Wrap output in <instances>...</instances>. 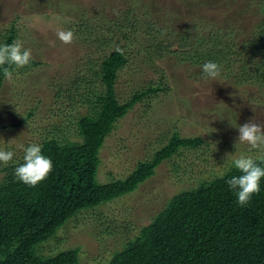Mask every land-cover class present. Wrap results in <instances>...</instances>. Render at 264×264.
<instances>
[{"label":"rangeland","instance_id":"obj_1","mask_svg":"<svg viewBox=\"0 0 264 264\" xmlns=\"http://www.w3.org/2000/svg\"><path fill=\"white\" fill-rule=\"evenodd\" d=\"M35 1L0 0V41L2 28L9 29L14 18L18 20L17 27H21L24 19L33 27L28 34L22 31L19 39L31 49L34 62L15 69L12 80L5 77L0 90V150L14 152L9 164L23 161L24 148L32 143L42 145L45 138L82 141L77 120L94 100H87L86 88L98 87V92L104 89L102 80L94 74L100 68L99 55L111 50L99 48L101 38L97 35L102 37L116 30V21L117 25L135 22L140 34L149 23L148 12L151 19L160 20L167 27L160 39L165 50L171 43V53L160 50L136 70H132L134 66H126L119 73L116 95L125 103L133 93L145 92L150 83L160 81L169 90L162 87L154 94L142 96L118 119L100 151L97 180L108 183L126 178L141 159L151 158L152 152L166 144L176 131L187 136L199 133L208 142L199 150L207 152V156L184 153V163L191 164L187 172L173 169L169 163L162 164L155 176L133 192L69 220L42 245V254L54 255L64 248L79 247L81 264H107L112 254L132 239L129 236H136L170 196L196 185L198 179L208 180L216 173L232 169L233 161L241 153L254 159L264 156L259 151H250L246 144L237 143L238 125L251 119L264 123V92L249 83L233 86L230 78L221 75L216 80H196L197 68L181 61L180 52L189 51V57L198 43L193 41L192 48H180L176 42L184 25L192 34L195 30L208 35L220 31L235 40L243 36L254 39L258 13L255 9L260 0ZM100 9L103 12L98 14ZM122 9L134 10L132 19L122 18V14L126 15ZM110 15L111 22L107 19ZM60 30H72L73 43L61 42L57 37ZM29 36L33 38L30 42ZM148 45L146 40L142 54L151 50ZM251 55L248 59L253 61ZM89 61L91 65H87ZM88 79L93 80L89 85ZM71 90L74 92L70 93ZM70 95L75 109L69 105ZM3 166L0 163V168ZM4 177L5 171L0 170V181Z\"/></svg>","mask_w":264,"mask_h":264},{"label":"trees","instance_id":"obj_2","mask_svg":"<svg viewBox=\"0 0 264 264\" xmlns=\"http://www.w3.org/2000/svg\"><path fill=\"white\" fill-rule=\"evenodd\" d=\"M255 10L258 13L254 39L243 36L235 40L220 31H211L208 35L195 30L192 34L184 25L176 42L180 48L191 47L193 41L198 43L189 57V51L180 52L181 61L197 68L194 71L196 80L208 79L202 73V65L214 61L222 66L221 78H230L233 86L249 83L264 92V0L258 1ZM120 11L126 13L125 17L121 15L122 18L132 19L134 10ZM102 12L98 11V14ZM150 13L146 16L149 23L140 34L135 22L117 25L116 21V30H110L102 37L97 35L101 38L99 48H111L107 54L99 55L100 68L94 74L102 80L104 89L98 92V87L86 88L87 100H94L89 110L77 120L82 141L43 139L42 153L53 163V171L48 177L32 187L14 175L15 167L24 161L0 168L5 171V177L0 181V264H81L79 247L44 255L42 245L78 214L136 190L141 183L155 176L162 164L169 163L173 169L187 172L191 164L184 163V153H196L203 145H208L199 133L187 136L176 131L166 144L152 152L151 158L141 159L126 178L108 183L97 180L100 151L118 119L125 116L142 96L154 94L162 87L169 90L160 81L150 83L145 92L133 93L125 103H121L116 95L119 73L126 66H134L132 70H136L160 50L171 53V43L165 50L160 39L167 27L160 20L151 19ZM110 17L107 19L111 22ZM24 20L21 27H17L16 18L9 29L3 27L0 44L19 39L22 31L28 34L33 27ZM145 39L151 50L142 54ZM32 40L29 36V42ZM117 46L125 50L124 55L115 50ZM250 54L253 61L248 59ZM87 65H91L90 61ZM11 69L14 71L15 66ZM4 80L3 68H0V90ZM90 81L93 80L88 79L87 84ZM70 97L69 105L75 109ZM199 153L208 155L207 152ZM241 174L233 167L208 180L198 179L196 185L170 196L165 206L141 227L135 237L128 235L132 239L116 250L107 264H264V178L260 182V192L254 194L247 205L241 206L235 191L226 183Z\"/></svg>","mask_w":264,"mask_h":264},{"label":"clouds","instance_id":"obj_3","mask_svg":"<svg viewBox=\"0 0 264 264\" xmlns=\"http://www.w3.org/2000/svg\"><path fill=\"white\" fill-rule=\"evenodd\" d=\"M58 39L64 44L73 43L75 36L72 30H60ZM121 55L125 50L119 46L115 49ZM33 60L32 51L26 48L20 39L11 43L0 44V68H3L4 76L8 80L13 79V70L27 67ZM7 65V67H5ZM222 66L214 61H207L202 65V73L205 78L216 80L220 77ZM239 144H246L249 150L264 153V123H257L254 119L238 125ZM236 143V144H237ZM23 147V146H22ZM14 152L0 150V163L8 165L13 161ZM23 163L15 167L14 175L22 183L35 187L45 180L53 171L51 158L42 153V145L32 143L24 148ZM234 166L241 175L233 176L226 181L229 188L235 191L239 205H247L254 194L260 192V182L264 178V156L253 158L252 155L241 153L234 161Z\"/></svg>","mask_w":264,"mask_h":264}]
</instances>
